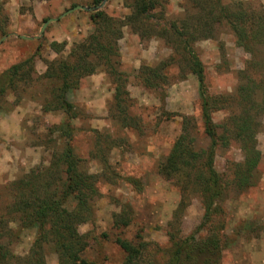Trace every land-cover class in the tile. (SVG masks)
<instances>
[{
	"label": "rangeland",
	"instance_id": "obj_1",
	"mask_svg": "<svg viewBox=\"0 0 264 264\" xmlns=\"http://www.w3.org/2000/svg\"><path fill=\"white\" fill-rule=\"evenodd\" d=\"M153 2L142 10L148 0H0V219L11 229L0 242L14 256L27 257L40 231L10 213L12 184L46 168L69 145L78 169L94 175V191L82 192L84 206L71 196L63 204L87 243L80 253L84 263L123 264L116 237L146 243L138 264L166 263L171 246L195 231L204 213L196 186L185 181L186 167L172 177L160 170L184 134L200 155L187 171L192 177L202 171L210 139L201 115L198 60L206 93L220 101L210 111L214 123L228 124L231 115L253 106L260 160L251 185L239 189L234 180L244 161L241 142L217 141L213 168L223 192L196 238L217 235L219 250L195 264H264V40L251 35L239 45L220 12L247 10L252 14L246 17L264 21V0ZM76 5L86 8L72 9ZM49 18L55 20L40 35ZM93 37L110 45L108 54L96 49L79 60L83 46L95 47ZM64 64L80 65L70 70L64 93L72 105L68 114L52 109ZM121 212L131 220L116 227ZM43 232L51 237L48 223ZM43 247L44 264H57L58 255ZM15 259L0 264H18Z\"/></svg>",
	"mask_w": 264,
	"mask_h": 264
},
{
	"label": "trees",
	"instance_id": "obj_2",
	"mask_svg": "<svg viewBox=\"0 0 264 264\" xmlns=\"http://www.w3.org/2000/svg\"><path fill=\"white\" fill-rule=\"evenodd\" d=\"M95 1L98 3L100 0ZM153 5V0H148V4L142 6V10H147L153 7ZM225 10L226 9H221L220 12L222 17L228 21L229 26L235 34L236 42L239 45L246 44V38L251 35L254 38L263 37L264 40V21L261 18L246 17L252 14V12L247 10L237 9L235 12L231 11L228 13ZM96 15L101 16L102 13H97ZM117 36L119 37L118 31ZM98 38L99 37H93L92 42L96 43V45L92 51H87L85 46H83L82 53L78 56L79 60H82L90 53L97 52L98 50H104L106 51L105 53L108 54L109 49H111L110 45L106 42H101ZM192 57L196 59V56L193 54ZM102 58L106 60L107 55ZM195 62L201 99L203 127L205 134L210 139L208 150L206 151L203 149V151L207 153L205 161L201 163L202 171L197 169L198 171L195 172L196 175L194 177L187 171V169L194 170L197 167L195 162L200 155L198 150L193 149L191 143L187 142L184 134H181L175 140L172 150L160 170L161 174L165 177H172L175 173L186 170L187 179H185V181L196 186L195 191L198 192L201 197L204 213L195 231L180 241H176L171 246L165 264H195L202 258L207 262V260L210 259L208 255L219 250V238L217 235L212 234L200 237V239L196 238L197 232L210 220L215 205L221 198L223 192L218 173L213 168V152L217 141H221L223 145H227L230 139H237L241 142L240 146L244 152V161L239 165L237 164L239 169L236 171L234 180V185L239 189H244L251 185L256 166L260 160V152L255 147V141L253 139L254 131L253 127H251L252 122L249 116L251 114L250 112L254 109L253 106H251L250 109L243 108V110L241 109L238 113L231 115L228 119V124L214 123L210 111L212 108L217 107L220 101L219 98H210L206 93L202 66L198 60ZM69 66L68 64H64L63 66L61 72L63 81L56 90L60 91L57 94L59 96L56 98V101L59 103L56 107L52 108H63L67 114L72 110L71 103L64 98V93L69 84L68 79L71 73L70 70L75 72L80 65L70 66V68ZM14 68L15 70L17 69L16 66H14ZM85 68L86 67H84V69ZM13 75L17 76L16 71H14ZM81 75L82 74H80V76ZM115 88L117 89L114 97L118 99V97H120V91L118 92L119 87L116 86ZM0 90H3V87H1ZM244 97L247 96L245 95ZM47 104L48 103H45V109L50 108L49 104ZM242 105L244 107V103ZM256 112L254 113L256 114ZM121 113L123 123L128 125V119H130V117L126 114L127 111L125 107L121 108ZM183 129H186V126H183ZM219 129H221V131ZM68 132H66V134H69ZM53 156L51 163L46 168L37 173L31 170L12 184L15 188L13 189L15 191V198L10 205V213L16 211L25 219V221H23L24 226L36 224L39 226L40 232L38 233L39 236L32 244L30 254L24 258L14 256L0 242L1 260L12 257L16 258L15 260L18 264H44L43 246L47 244L50 246L51 250L58 255L57 264H85L80 253L87 247V243L82 235L77 233L72 224L75 216L73 213L66 211L63 204L66 203L71 196L77 200V204L84 206L85 200L82 192L84 189L86 192L94 191V175L87 174L78 169V159L73 154L69 145L65 146ZM184 167L187 169L184 170ZM61 172L64 173V178L62 177L63 174H60ZM123 214L124 213L121 212L120 215L114 218V226H127L130 223L131 219ZM46 216L50 218L49 222L45 220ZM19 220L21 221L20 218ZM47 223L50 228V233H48V235L51 234V237H47V234L43 232ZM10 233L11 229L0 219V238ZM114 242L120 246L125 254L123 264H138L141 252L146 246L144 241L139 239L136 244H133L126 239L116 237Z\"/></svg>",
	"mask_w": 264,
	"mask_h": 264
},
{
	"label": "water",
	"instance_id": "obj_3",
	"mask_svg": "<svg viewBox=\"0 0 264 264\" xmlns=\"http://www.w3.org/2000/svg\"><path fill=\"white\" fill-rule=\"evenodd\" d=\"M78 8L85 9L86 7H84V6H82V5H76V6L73 7L72 9H78ZM68 11H70V10H68ZM68 11H67V12H68ZM52 20H55V19H54V18H49V19H47V20L43 23V25H42V27H41V30H40V35L43 34V31H44L45 27L47 26L48 22H50V21H52Z\"/></svg>",
	"mask_w": 264,
	"mask_h": 264
}]
</instances>
